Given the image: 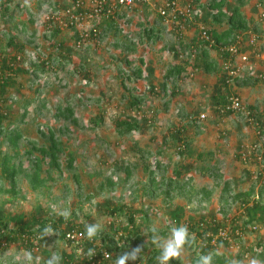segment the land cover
I'll return each instance as SVG.
<instances>
[{
    "label": "rangeland",
    "instance_id": "374dc122",
    "mask_svg": "<svg viewBox=\"0 0 264 264\" xmlns=\"http://www.w3.org/2000/svg\"><path fill=\"white\" fill-rule=\"evenodd\" d=\"M189 1L201 25L218 32L229 28L226 18L218 23L213 19L207 4L210 0ZM244 1L240 4L238 0H228L225 5L226 8L239 5L249 19V28L243 30L246 34L243 46L251 54L252 62V65L241 62L240 66V76L251 77L248 84L239 83L236 77L229 81L231 93L238 95L244 106L243 110L231 114L218 112L214 103L217 88L224 90V85L220 86L223 80L220 66L212 72L199 68L191 75L189 63L180 76L166 78L168 70L190 56L191 46L197 45V25L190 27L179 40L156 9L144 6L125 12L116 18L117 29L107 30L102 37L91 38L78 48L73 28L50 25L55 10H64L72 0H12L13 17L0 11V58L10 62L14 61L13 56H21L17 72L7 71L16 84L9 85L6 95L0 96V109L8 110L0 126V168L3 156L13 153L5 138L7 131L18 126L24 135L19 142L20 154L14 160L17 168L14 197L7 191L11 188L10 180L0 173V212L7 215L14 228L18 224L24 228L33 226L31 216L35 212L57 217L60 216L57 212H70V218L53 229L56 234L36 241L35 247L13 243L0 252V262L26 264L24 253L31 251L34 257L40 258V264H46L53 253L62 257L61 264H74L85 250L83 245L79 247L80 244L65 239L63 231L67 226L80 228L83 224L99 223L101 231L119 238L126 234L124 228L130 226L129 217L135 214L133 233L139 230L148 248L128 264H153L149 262L156 249L151 242L152 226L160 229V235L168 236L171 226L186 225L195 237L198 229L202 230L200 224L206 225L214 218L232 236L229 243H224L214 231L212 244L220 254L241 264H250L253 259L264 264V210H250L255 201L264 204V194L260 195L264 185V41H258L256 47L246 45L251 33L264 29V18L263 8L257 6L258 0ZM110 20L105 19L98 25L100 33ZM56 29L60 32L52 35ZM151 29L154 37L148 35ZM10 36L18 38V47L7 46ZM209 53L221 61L216 49H209ZM68 54L70 61L62 58L44 72L34 65L51 56ZM138 67L142 68V76L136 74ZM165 80L166 90L161 86ZM133 99L140 101L137 107L141 109L131 105ZM42 102L46 107L38 110ZM68 103L79 123L56 115L58 106ZM201 114L206 117L201 118ZM97 116H102L103 121L96 126ZM126 116L137 118L140 129L120 134L116 121ZM179 128L189 141L184 154L179 153L178 142L170 137ZM49 129L66 144L74 161L69 166V156L62 153L61 169L52 170L45 186L35 188L30 178L33 161L27 150L33 142L49 144ZM244 153H247L246 160ZM117 162L122 169L114 166ZM145 163L155 170L159 187L150 182L149 173L143 169ZM126 166L130 167L131 174ZM43 170L42 177H45L48 166H43ZM171 177L184 187L175 188L167 195ZM107 178L116 184L109 185ZM226 181L230 188L223 192ZM251 189L253 194L249 197L234 198ZM245 199L248 203H244ZM108 203L110 208L126 206V213L112 215L106 208ZM141 213H147L149 219L142 220ZM250 218L255 221H248ZM195 222L199 226L193 231L190 225ZM239 229L243 237L236 239L234 232ZM112 241L110 237V243L104 244L97 239L94 244L105 250ZM204 243L198 237L186 249L182 261L176 260L178 264H194L192 257L202 253ZM133 248L134 240L126 249L110 252L112 256L106 264H114L116 257ZM98 259L102 260L101 255ZM85 263L83 260L79 264ZM98 263L92 260L90 264Z\"/></svg>",
    "mask_w": 264,
    "mask_h": 264
},
{
    "label": "trees",
    "instance_id": "16d2710c",
    "mask_svg": "<svg viewBox=\"0 0 264 264\" xmlns=\"http://www.w3.org/2000/svg\"><path fill=\"white\" fill-rule=\"evenodd\" d=\"M227 1L228 0H210L207 4L208 7L210 9V11L212 12V17L213 19L218 23L221 22L223 19H227V22L229 23V28L223 32H218L215 28H211L209 29V32L212 36H214L216 38V40L218 42L221 41H228L230 39H235V37L238 34H243V30L248 29L249 28V19L244 16L242 14V11L240 10L239 5L236 6H232V7H228L226 8L225 5H227ZM240 4H244L245 1L244 0H238ZM11 2L12 0H0V11H2V14L5 16H9L13 17V14H10V10H11ZM259 4H262L264 6V0H258L257 2V6ZM20 4H18L19 6ZM118 25L116 24V19L115 20H110L109 22H107V26L104 28V30L102 31V33L99 34L100 37H102V35H105L107 30H112V29H117ZM60 31L58 29H56L52 35H56L58 34ZM148 35L149 37H154L153 34V29L148 31ZM77 38H79V36L77 35ZM246 39V38H245ZM18 38H16L15 36H10L9 37V41L7 43L8 47H12V46H19L20 44H18ZM60 46H64L62 42H60L59 44ZM194 45V44H193ZM130 48H134L132 47V45H129ZM197 50L201 51L200 53L198 52L195 58V65L198 68H202L205 72H212L215 69H217V66L221 67L222 70V76H223V80L220 84L224 85V90L220 89V87L217 88L215 94H214V103L217 106V111H220V108L225 105V103L227 102L228 97L232 94L230 91V85L228 82V78L229 76L227 75L226 70L223 68V61L225 59H227L228 57V53H220L219 50H217L222 59L221 61H217L214 58H212L210 56L209 53V48H199L198 46ZM61 58V59H60ZM68 59L66 61H70V54L68 55H64L59 57V55H55V56H51L48 60H44L41 63H34L35 67L37 70H41V71H45L47 68L50 69L52 66V63L54 64L55 62L59 61V60H63V59ZM14 61H10L8 62V60L6 61V59H2L0 58V72L2 73V75H0V96H5L6 92H7V88L9 85H15V80L13 76H10V73L7 74L8 72H17L18 69V62L21 60V56H13ZM17 62V63H16ZM15 63V64H14ZM62 63V62H61ZM65 63V61L62 63ZM16 65V66H15ZM82 66V64H81ZM189 66V62L188 61H181L179 63H177L176 65L172 66L167 74H166V78H172V77H177L180 76L181 74L184 73L185 70H187ZM142 68L138 67L136 70V74L139 76H142ZM245 78L238 76L235 79L239 82L241 81L242 84H248L251 77L246 78L247 76H244ZM256 77V76H255ZM259 78V77H257ZM240 83V82H239ZM167 81H163V83L161 84L162 88L164 90H166L167 88ZM153 89V88H152ZM138 100V99H137ZM136 99L132 100L131 105H134L135 107L139 106L140 101H137ZM28 103L27 102L24 106H25V113L23 114L24 116L26 115V108L28 107ZM44 107H46V103L42 102L40 103V105L37 107L38 110H42ZM138 110L141 109L140 107H137ZM221 112V111H220ZM228 114L234 113L232 111L226 112ZM8 114V110H4V109H0V126L3 122V120L7 117ZM250 114H254L252 113V111L250 112ZM56 115L58 117H63L65 119H69L71 121H73L74 123H79V120L76 118V116L74 115V109L71 106L70 103H68L66 106H62L59 105L58 106V110L56 112ZM23 116V117H24ZM103 121V117L102 116H97V118L94 119L95 125H99L101 124V122ZM138 129H140V123L138 121L137 118L135 117H124V118H119L116 121V130L120 133V134H126V133H132L133 131H137ZM2 130H0L1 132ZM47 135V134H44ZM23 131L18 127H14L11 128L7 131L5 138L8 141V143L10 144L11 148L13 149V153H6L3 156L2 162H1V168H0V173H2L7 179L10 180L11 182V188H9L7 191L12 192L13 193V197L16 194V174H17V168H16V162L14 161L15 158L20 154V149H19V142L20 140L23 138ZM170 137L172 138V140L175 142H178L179 147V153L184 154L185 149H187V147L189 146V141H186L183 135V132L181 130V128L175 130V132H172ZM183 143V144H182ZM67 146L66 144L59 139L55 132L52 129H49V144H42V145H37L35 142H33V145L30 149L27 150V153L29 154L30 159H32L33 163L31 165V171H30V178L32 180L33 186L35 188L40 187V186H45V182L47 180V178L51 177V171L54 169H61L62 163H61V155L62 153H67L68 157V165L72 166V163L74 161L72 152L67 150ZM38 152V154H37ZM160 164V162L158 163V165ZM20 165V164H19ZM43 166H48V171H47V176L42 177V173L44 172L43 170ZM114 166H116V168L118 169H122V167H118L121 166L119 164V162H117L116 164H114ZM160 167V166H157ZM143 169L149 173L150 176V182H152L153 184H155V187H159V183L157 182V179L155 177V170L151 167V165L149 163H145V166H143ZM126 170L128 172V174H131V169L129 166H126ZM107 183H109V185L113 186L116 184V182L114 180H112L111 178H107ZM164 184V182L162 183ZM100 187L103 188L104 187V182H102L100 184ZM183 185H179V181L176 180V178L171 177L167 183V187H166V194L170 195V192L175 189V188H180L181 190L183 189ZM230 188V184L228 181L225 182V186L223 188V192H228ZM204 193L206 195L209 194V192L204 191ZM251 194H253V189L247 191L246 193H240L235 195V199H240L243 197H249ZM264 194V185L262 186V188H260V195ZM248 203V199L244 200V203ZM110 203L107 204V209L111 212V214H120L123 215L124 213H126V209L127 207L124 205H120V206H115L113 208H110ZM247 208V205H246ZM262 208L264 210V204H262V202L255 201L253 203V205L251 206L250 210L252 209H260ZM32 219L34 220V224L33 226L29 225L27 227L24 228V226H22L21 224H18L16 226V228L11 227V220L9 218H7V215H5L3 212H0V252H4L6 251L13 243H17L20 242L22 244H24V246L26 247H35V243L38 240H44L45 237L41 238V234L43 233V230L46 226H51L52 229H57L59 225H61L62 223H64L66 220L62 217V216H56V215H48L45 213H33L32 214ZM140 218H142V220H148L149 216L147 213H141ZM256 219H258L256 217ZM261 219V218H260ZM144 220V221H145ZM248 221H252L254 222L255 220L250 218V220ZM264 221V219H263ZM129 224L130 226H126L124 229L127 231L126 234H121V236L119 238H115V236H112L110 234V232L108 231H101L98 233V235L93 239V241L89 240L87 237L84 240L85 243L81 244L79 247H82V245L84 246V255L80 258V260L78 259V261H74V264H79L81 261H85V264H90L92 259H90V256L88 255L89 249H96L97 250V257L95 258L96 261H99L98 264H106L108 260H104L102 257V251L103 249L101 247H98L97 245H95V241L97 239L101 240V243L103 242L104 244L108 241L109 242V238L112 237L113 241L112 244H108L106 248H104L105 250H107L108 252H115L118 250H124L127 248L128 244L134 240V244L135 247L137 246H143V250L141 251V253H144L148 246L147 243L145 242V240L142 238V235L140 234V231L137 230L136 233H133V228L136 227V217L135 214H131L129 217ZM85 225L83 224L82 227H80L79 229L82 230L84 232V234L87 236L86 234V229H85ZM200 225H202V230L196 232V236L193 237L194 239V243L197 241V238L202 237L203 240L205 241L204 244L201 245L202 249H200V251L202 252L201 254H208L209 252L213 253V263L216 262V264H230V260L228 258H226V256L224 254H220L217 249H216V245L212 244V240L214 239V231H219L220 228L224 227L221 223V221L217 220L216 218L211 219L210 222H207L206 225L202 222ZM199 224L198 223H192L190 225L191 230L195 231L198 228ZM57 227V228H56ZM115 230L117 231L118 228L117 226H115ZM76 228L74 225H69L67 226V229H65L63 231V234L65 235L67 230H71ZM210 232H212L213 235L210 234ZM151 233V232H150ZM237 234V232H234ZM229 236H231V234L229 233ZM229 236L226 238L221 237V239L219 241H224V243H229ZM235 236V235H234ZM65 237V236H64ZM232 237V236H231ZM236 239H238V237L240 238V236L237 234V236H235ZM224 239V240H223ZM83 243V242H82ZM78 247V246H77ZM255 250V249H253ZM110 253V254H111ZM99 255H101L102 260H99ZM116 255V254H115ZM159 255V251L158 249H154V252L152 254V256L149 258V262L153 263V264H157L156 261V256ZM197 258V255L194 254V256L192 257L193 262L195 261V259ZM0 264H19L17 261H10L8 263L5 262H0ZM170 264H178V262L176 260L173 259V261H170Z\"/></svg>",
    "mask_w": 264,
    "mask_h": 264
},
{
    "label": "built area",
    "instance_id": "2783aa9c",
    "mask_svg": "<svg viewBox=\"0 0 264 264\" xmlns=\"http://www.w3.org/2000/svg\"><path fill=\"white\" fill-rule=\"evenodd\" d=\"M144 6L156 9L161 16L164 23H166L171 31L177 36L179 40L184 38L187 30L193 25L199 26V33L197 38V45L199 48H209L219 50L220 53H228L227 59L223 61L224 69L229 76L228 82L237 76H240L241 62L252 65L251 54L249 51L244 50V42L246 34H238L235 39L228 41L218 42L214 36L209 32L208 27L201 25L198 21V17L195 15L192 1L189 0H72L68 7L64 10L56 9L55 13L50 20V25L56 24L60 28H73L76 34L79 36L76 40V46L82 48L84 43L99 35L100 31L98 25H100L105 19H116L123 15L125 12H132L134 10L141 9ZM261 10V16L264 18V6L258 5ZM50 17V16H49ZM88 26V27H87ZM264 41V29L260 33H251L247 37L246 45L256 47L258 41ZM192 45L190 56L185 57V61L190 63L188 73L194 75L198 71V67L195 65V58L198 53L197 47ZM184 54L181 53L180 56ZM0 75L2 73L0 72ZM235 75V76H234ZM244 106L241 102V98L236 94H231L225 105L220 108L222 113L229 111L236 112L243 110ZM205 114H201V118H205ZM244 159L247 158V153H244ZM226 227H222L218 231V236L226 238L229 236ZM237 234L243 237L242 231L239 229ZM65 239L72 244H82L86 239V235L79 228L67 230L65 233ZM232 239L231 236L228 238ZM93 241V239H91ZM95 255L90 257L94 260L98 256L97 250L94 249ZM107 252L105 258L104 253ZM110 252L107 250L102 251V257L104 260L111 258Z\"/></svg>",
    "mask_w": 264,
    "mask_h": 264
},
{
    "label": "clouds",
    "instance_id": "9594fccd",
    "mask_svg": "<svg viewBox=\"0 0 264 264\" xmlns=\"http://www.w3.org/2000/svg\"><path fill=\"white\" fill-rule=\"evenodd\" d=\"M54 211H56L54 209ZM57 215L63 216L65 220L70 218V212L68 210H63L57 212ZM87 238L89 240L94 239L98 233L101 231V225L99 223H89L85 225ZM151 232V242L156 246L159 251V255L156 256L157 264H170L173 259L182 261L184 253L187 248L192 247L194 244V239L189 233L186 225L171 226L169 229L168 236L160 235V229L157 226H152L150 228ZM56 234L51 226H46L41 234V238ZM143 250V246H137L131 251L124 252L123 254L116 257L114 264H128V261H135L140 258V253ZM88 255L93 257L95 252L93 249H89ZM105 258L107 257V252L104 253ZM24 258L26 264H40V258L34 257L31 251H26L24 253ZM213 253L208 254H198L194 261V264H213ZM62 257L53 253L46 261V264H61ZM230 264H241L240 261L232 260ZM250 264H259L256 259L251 260Z\"/></svg>",
    "mask_w": 264,
    "mask_h": 264
}]
</instances>
